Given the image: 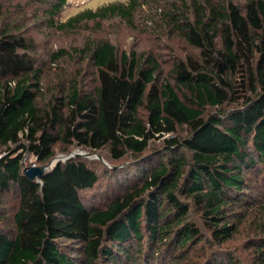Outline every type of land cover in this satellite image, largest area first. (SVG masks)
<instances>
[{"label": "trees", "instance_id": "obj_1", "mask_svg": "<svg viewBox=\"0 0 264 264\" xmlns=\"http://www.w3.org/2000/svg\"><path fill=\"white\" fill-rule=\"evenodd\" d=\"M30 1L61 30L129 20L146 5L198 55L174 60L163 79L153 54L92 41L94 85L74 79L40 105L34 46L22 25L2 26L0 0V200L15 197L0 211V264H192L193 253L227 244L247 221L254 234L243 255L198 256L264 264V0L118 1L59 23L69 0ZM58 144L94 156L30 179L26 153L43 166ZM105 150L113 167L95 157Z\"/></svg>", "mask_w": 264, "mask_h": 264}, {"label": "rangeland", "instance_id": "obj_2", "mask_svg": "<svg viewBox=\"0 0 264 264\" xmlns=\"http://www.w3.org/2000/svg\"><path fill=\"white\" fill-rule=\"evenodd\" d=\"M118 1L126 2L127 0H69V4L56 17V22L67 21L79 12L87 9H97L102 5ZM234 1L244 5L248 0ZM2 2L5 7L2 26L6 27L13 23L15 24L14 27L22 25L21 34L28 38L34 46L31 54L36 59L37 67L42 71L43 91L38 97L40 105L46 106L53 95L60 91L62 87H67L74 79L82 89L94 85L97 68L88 57V46L92 41L106 39L112 41L119 51L127 50L130 52L135 50L137 53L153 54L159 60L164 71L162 74L163 79L170 77L169 71L174 60L198 55V50L186 43L177 31L166 26L160 28V24L164 21L160 19L154 8H149L146 5L139 8L133 18L129 20L119 15L109 16L105 19H85L79 26L61 30L52 27L48 22L49 18L43 15L42 10L30 0H2ZM60 49L68 50L69 54L60 59L53 58L52 54ZM158 143L159 141H157ZM62 149L63 146L58 144L56 147L57 156L66 155V152H63ZM76 149L87 152L75 145L70 146L68 152ZM3 155L4 153L0 154V156ZM97 155L104 158V161H106L105 166L113 167L112 159L107 150L95 154V157ZM36 158L32 154L26 153L24 162L31 163L32 166H42ZM97 168L102 169V167ZM14 200L15 197L11 195L3 196L0 200V211L4 209L10 212L12 210L11 203ZM193 209H195L194 217L201 219L196 208ZM253 227L252 221H247L243 223L242 233L237 234L227 244L221 247L211 245L205 249L200 248L201 251L192 254V264H204L201 261V256L198 255L203 250L207 249L209 251L211 248L213 250H211L210 256H214L216 252L221 254L222 251L243 255L247 235L254 234V232H251ZM161 258L162 256L160 261ZM218 261L219 258L216 259V262ZM150 264H157V258L152 259Z\"/></svg>", "mask_w": 264, "mask_h": 264}, {"label": "water", "instance_id": "obj_3", "mask_svg": "<svg viewBox=\"0 0 264 264\" xmlns=\"http://www.w3.org/2000/svg\"><path fill=\"white\" fill-rule=\"evenodd\" d=\"M77 155H83L86 157H91L92 154L89 152H85L82 151L80 149H76L74 151H72L70 154L68 155H58L56 156L49 164L43 165V166H27L25 168V174L32 180H36V181H40L41 178L47 174L48 172L52 171L56 164L61 161V160H66L68 158L77 156ZM97 158L104 160V158L101 155H97Z\"/></svg>", "mask_w": 264, "mask_h": 264}, {"label": "built area", "instance_id": "obj_4", "mask_svg": "<svg viewBox=\"0 0 264 264\" xmlns=\"http://www.w3.org/2000/svg\"><path fill=\"white\" fill-rule=\"evenodd\" d=\"M36 166V165H35Z\"/></svg>", "mask_w": 264, "mask_h": 264}]
</instances>
